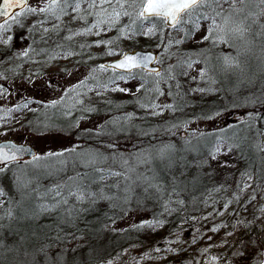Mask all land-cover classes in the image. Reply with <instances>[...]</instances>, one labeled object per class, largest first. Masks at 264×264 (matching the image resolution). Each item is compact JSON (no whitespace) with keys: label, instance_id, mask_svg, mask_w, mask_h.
<instances>
[{"label":"snow or ice","instance_id":"6c2138e0","mask_svg":"<svg viewBox=\"0 0 264 264\" xmlns=\"http://www.w3.org/2000/svg\"><path fill=\"white\" fill-rule=\"evenodd\" d=\"M72 24L80 27H67ZM18 29L20 38L25 40V46L19 49L16 47ZM170 30L179 32L180 37L173 38ZM65 31L68 34L63 39L69 41L74 36L101 37L112 31L119 34L117 39L156 38L160 42L158 47L164 45L165 58L171 60L175 55L176 63L161 69L149 67L153 63L164 65L165 60L135 51L115 52L111 47L115 43L112 39L79 45L81 49L104 46L109 49L107 55L121 58L90 68L83 79L69 88H60L62 95L44 104L45 109L59 112L64 122L45 115V119L35 125L29 122L32 140L0 143V236L7 232L16 237L11 244L0 238V264H85L78 256V247L73 246L74 241L82 239L77 234L78 224L85 214L101 212L102 204L113 213L118 210L122 214L120 219L133 212L151 211V218L133 224L132 230L155 232L166 226L162 218L180 211L176 205L185 206L180 197L190 185L202 181L205 176L212 178V172L205 169H222L228 175L216 187L205 189L207 195L203 203L206 206L219 203L212 200V193L228 191L229 180H234L236 191L223 203V209L227 212L233 202L239 207L229 213L234 217L231 224L214 225L208 230L218 233L222 228L230 229L219 245L209 244L199 250L203 264H220V261L224 264H264V204L254 208L251 219L244 216L249 205L264 200L260 195L264 192V183H261L264 181V157H260L262 166L255 175L250 170L251 165L240 169L238 160L228 159L234 152L247 159L245 147L257 155L264 153V139H261L264 128L259 127L264 124V0H0V64L14 60L27 62L32 60V54L46 52V49L37 51L34 47L37 32L40 33L39 42L48 43L50 33L59 37ZM189 41L207 47L180 52V46ZM173 47L178 50L176 54L169 52ZM56 48L61 51L49 55V60L58 56L67 59L76 54L73 50H64L59 43ZM93 59L96 57L89 54V60ZM253 59L257 61L255 66L251 63ZM109 70L113 75L106 80L97 75ZM9 71L14 69L0 72V81L6 82L0 83V98L7 99L12 94L7 85ZM191 72L197 75L191 76L190 83L197 86L185 93L179 77L188 78ZM33 76L40 78L39 73H31L24 79L34 84ZM231 77L235 78L234 87L228 89L231 100L222 109L202 112L194 119L165 121L158 126L144 127L135 123L137 119L146 122L149 116L162 117L166 112L173 115L183 112L185 107L192 106L185 101V95L216 94L219 90L215 85ZM130 81L139 82L134 91L121 86V82L128 84ZM53 84L50 82L46 87L51 88ZM162 85L168 86L167 93ZM242 85L247 91L240 95ZM173 87L177 89L175 93ZM92 92L97 98L95 105L86 104L85 99H91L89 93ZM107 93L131 96V104L146 115L137 117L134 112L113 115V111L120 113L128 105L106 98ZM165 95L172 98L173 103H159L160 97ZM175 97L184 103H176ZM66 98H72L73 103H66ZM31 103L25 99L23 103L0 111H31ZM239 107L249 109L240 123L254 130L255 137L229 135L227 128H221L219 134L189 128L197 119L214 120L224 111ZM76 112L80 115L73 118ZM94 115H103V122L97 121L93 128L82 127L83 121ZM5 127L7 124L0 125V128ZM181 128L185 134L179 137L181 143L178 145L171 137ZM7 135V131H0V136ZM40 138L53 142L67 140L69 146L37 151L35 141ZM92 140L98 141L97 147L84 146V141ZM121 140L130 142L131 147H122ZM145 140L147 147L143 146ZM69 166L72 174H68ZM192 169L196 173L189 179ZM50 178L53 179L51 184L42 183ZM114 178V183H106ZM249 189L247 199L241 201V194L248 193ZM224 212L218 214L224 215ZM103 215L115 224V216L107 212ZM44 216L55 217V228L38 223ZM28 222L29 227H18ZM170 236L176 238H165L163 243L168 247L153 249L158 254H167L158 259L172 256L175 259L170 264H201L194 257L184 258L188 248L182 246L187 242L179 226ZM228 237L233 240L229 242ZM197 242L194 234L189 248ZM173 244L181 246L172 247ZM214 246L226 248L230 254L209 257V250ZM120 255L98 258L94 264H115ZM89 256L91 258L92 253ZM144 258H151L150 253H144ZM133 261L140 264L137 258Z\"/></svg>","mask_w":264,"mask_h":264},{"label":"rangeland","instance_id":"374dc122","mask_svg":"<svg viewBox=\"0 0 264 264\" xmlns=\"http://www.w3.org/2000/svg\"><path fill=\"white\" fill-rule=\"evenodd\" d=\"M32 2V0H30ZM150 26L146 24V27ZM67 27H71L73 29H76L80 27V25L72 24L68 25ZM68 33L65 31L61 34V36L57 37L53 34H49L51 39H49L48 43H41L40 41V33L37 32L35 35V39L37 40V44L34 46L37 51H40L41 49H46V52H43L40 55L32 54V60L36 61V63H33L32 60H28L27 62H21L14 60L7 64H0V72L5 71L6 69H14V71L7 72V76L9 77V81L7 82V85L11 87L12 94L7 99L0 98V109H6L14 107L17 103H23L25 99L31 100L32 103L30 104V109H35L40 104H46L49 103L52 99L58 98L62 93L60 92V88H69L72 84L76 83L78 80H81L84 78V76L87 75L88 70L92 67H97L99 64H103L104 62L110 61L114 57H117L118 55H107L108 48L101 46V47H85L81 49L79 47L80 44H94V42L97 39H112L111 33L108 32L106 36L102 35L101 37L96 36H74L72 40H65L63 39L64 35H67ZM16 35L18 37L16 41V47L22 48L25 46V40L23 38H20V30L18 29L16 32ZM171 35L173 38H179L180 33L172 30ZM144 38V36H141ZM154 38L148 39L147 41L153 40ZM112 40L115 41V43L111 46L112 49L115 52L122 53L126 50L131 49L130 46L134 44L136 39L133 37L132 39H117L113 38ZM119 41H121L119 43ZM30 43L31 41H27ZM62 44L64 46V50H73L76 54L72 55L71 57L64 59L61 57H57L54 60H49V55L55 54L58 51H61L60 49L56 48V44ZM140 43V42H139ZM166 43V42H165ZM141 48V47H139ZM154 49V48H152ZM159 49V58L164 59L165 63L164 65H160L161 68L167 67V65L172 61L166 60L164 56V46ZM177 50L176 47H173L169 50L170 53H173ZM89 54H91L93 57H96V59L89 60ZM86 61L87 63H83ZM81 62V63H78ZM17 64H20L21 66L19 68L16 67ZM63 70V71H62ZM31 73H39L40 78L33 76L32 79L35 81L34 84H28L27 81L24 79L25 77H28ZM68 73H71L69 75ZM193 73V72H192ZM194 72L193 74H195ZM98 76L102 80L107 79V73H97ZM49 77L51 80H49ZM231 80V79H229ZM232 81V80H231ZM54 82L53 86L51 88L46 87V84ZM0 83H6L4 81H0ZM231 83V82H230ZM229 81L227 85H230ZM235 83V80H234ZM58 85V87H57ZM122 87H130L133 90L134 85L129 82L128 84H123L121 82ZM84 91H87L86 89ZM119 93H107L106 98H113L115 95H118ZM72 97L75 96V94H71ZM89 97L91 99H85L86 104L95 105L96 97L95 93H89ZM66 102L68 104L73 103L72 98H66ZM159 103L161 104H168L171 103L170 100H168L165 96H162ZM101 106V105H100ZM27 112V113H24ZM247 111L249 109H239L236 111H230L228 114L221 115L220 117L214 119V120H202L197 119L194 123L189 125V128L193 130H199L204 131L207 129H211L215 126H219L223 124L224 122H233L234 117L239 113L243 115V118L246 116ZM29 113V109H23L21 111H15L12 113H8L6 111H0V125L7 124V127L0 128V131H7L8 135L6 137L0 136L1 140H12L14 142L24 143L25 140H32L31 131L28 128V125H23V116L27 115ZM169 114L171 112H166L164 116L162 117H154V119H160L163 121H166L169 117ZM231 114V115H230ZM103 118L101 116H92L89 120H85L82 123V127H88L93 128L97 121L101 122ZM178 136L181 133L182 136L185 134L183 129H180L177 131ZM261 139H264V136L261 137ZM72 140H76L75 137L72 138ZM79 142V141H77ZM126 143L125 141H123ZM37 147L36 150L39 151V149H55L60 150L61 147H67L69 146L67 140H61L53 142L51 140H45L43 138H40L38 141H35ZM124 147L123 145H121ZM228 159H232V156H229ZM218 173L221 174L222 170L217 169ZM190 178V177H189ZM191 179V178H190ZM235 184V183H234ZM234 186L231 188L228 187V191H220V192H213L212 193V200H217L219 203H222V201H227L231 199L235 193L233 190ZM251 189L248 190V193H242L241 194V201L246 200L248 194H250ZM260 195L264 196V192H261ZM211 202V201H209ZM235 204V202H233ZM262 204H264V200H258L253 202L252 205H249L248 211L244 213V216L248 219L252 218V212L254 208L260 207ZM217 206L216 204H213V208L210 212L204 213L205 217L207 218L205 229L206 231L200 232L197 234V238L200 237L199 242L196 244H193L192 247L189 248V244L192 242L191 239H186L185 241L187 243H184L182 246L184 248H188V251L190 249L193 250V248H197L198 252L197 255H194L192 253H189L188 251L185 252L188 255V259H192L193 257L195 259H199L201 261V264H203L204 258L200 257L198 255L199 250L204 247H208L209 244L211 245H219L222 241V238L224 237V233L230 229H221L218 233H212L211 231H208L211 229L214 225H220V224H231L234 221V218L230 215V221L228 218L227 222H224V217L229 214V210L227 212H224V209L222 207L220 208H214ZM231 205L230 207H232ZM239 207V205L237 206ZM234 210V209H233ZM219 212H224V215H219ZM259 213H257L258 215ZM141 216V213L133 212L131 215L124 217L123 219L115 222L114 228L115 229H122L125 227H128L132 225L135 221H137L138 217ZM30 222L28 223H22L18 226L21 228L23 227H29ZM185 233V229L181 230ZM199 235V236H198ZM209 237H212V239L209 241ZM171 239H175V236H171ZM233 240V237H228V241L231 242ZM160 246V245H158ZM172 247H180L181 245L173 244ZM161 248L168 247V245L163 243V246H160ZM154 249V248H153ZM127 251L123 252L122 257L115 260V264H134L133 258H137L140 261V264H170L171 260L175 259V257L168 256L167 259L157 257H164L167 254L166 253H156L153 250L149 252V250L144 249H137V248H130L126 249ZM230 251L226 248L221 247H211L209 250V257L211 255H218L221 253H225ZM144 253H150L151 258H144ZM220 264H224V261H220Z\"/></svg>","mask_w":264,"mask_h":264},{"label":"trees","instance_id":"16d2710c","mask_svg":"<svg viewBox=\"0 0 264 264\" xmlns=\"http://www.w3.org/2000/svg\"><path fill=\"white\" fill-rule=\"evenodd\" d=\"M124 23H127V20H124ZM111 33V38H116L118 37V33L115 31L110 32ZM135 42L130 46L131 49L134 48H161L162 44L158 47V44L160 43L158 39L154 38L153 40L147 41L146 38L138 36L135 37ZM121 41H119L120 43ZM140 42V43H139ZM121 44V43H120ZM197 47V49L195 48ZM201 47H207V45L201 46V45H190V48L188 46L182 45L180 47L179 51L180 52H190L193 50H199ZM195 48V49H194ZM178 50H175V52L170 53V54H176ZM167 60V59H166ZM170 60H167V62ZM172 63H176L175 55H173V59H171ZM171 63V62H170ZM253 66L257 64V61L253 59L251 61ZM199 67V66H197ZM194 73V72H193ZM192 72L190 73V76L188 78L185 77H179V81L182 85V91L187 93V90L189 88L196 87L197 85L195 83H190L191 76L197 75V73L193 74ZM113 74H110L112 76ZM151 79V77H149ZM231 80H228L230 85L228 84V81L224 84L223 80L221 82L217 83L215 87L219 90L216 94H204L201 95L199 93L195 94H187L185 95V101L190 103L192 106L191 107H185L183 112H177L175 115H169L166 121H172L176 119H181V118H189V119H194L195 117H198L202 112H210L215 109H222L223 105L228 104L231 100V96L228 95V89L231 87H234L235 83L234 77L229 78ZM134 82V88L138 86V81H133ZM201 87H207V85H200ZM258 87V84H257ZM135 90V89H134ZM133 90V91H134ZM162 90L167 93L168 91V86L167 85H162ZM255 90V89H253ZM173 93L177 91L175 87L172 88ZM247 87L245 85L241 86V93L240 95L246 94ZM165 97L170 100L171 103H173V99L169 98L167 95ZM115 100L116 102L120 103H126L128 106L123 108L120 113H117L113 111V115L116 114H122L123 112H134L137 117H142L145 116L146 113L143 112L142 110H139L137 107L131 104L132 97L131 96H125L122 93H119L118 95H115V97L111 98ZM175 102L179 104H183L184 101H181L179 97H175ZM67 103V102H66ZM101 108L104 106L101 105ZM239 109H245L243 107L239 108H230L228 111H224V113L230 112V111H236ZM24 113H27L24 111ZM45 115L48 117H52L53 119H58L59 122H64V118L60 115L59 112H57L55 109H45L44 104L38 105L35 109L29 110V113L27 115L23 116V125L27 126L29 122H32L33 125H35L37 122L43 121L45 119ZM80 113L76 112L74 114L75 118L76 116H79ZM95 116V115H94ZM101 118L104 119L103 115H100ZM103 120L101 121V123ZM137 124H142L144 127H148L149 125L152 126H158V125H163L165 121L160 120V119H154V117L149 116L147 121H143L140 119H137L135 121ZM262 126L261 128H264V124L259 125V127ZM223 127H217L216 129L213 130H207L205 133H215L219 134V130ZM228 129V134L232 135L235 133L238 137L243 138L244 136H249L250 138L255 137V131L254 130H249L246 125H238V126H232L230 127H224ZM182 129V128H181ZM180 130V129H178ZM177 130V131H178ZM182 136V134L178 133L176 136L171 137L174 142H176L178 145L181 143L179 140V137ZM168 136H165V139H167ZM135 139V137H134ZM124 140H121V145H125L124 147H131L130 142H123ZM195 143V140L193 141ZM84 146L85 147H97L98 146V141L92 140V141H84ZM143 146L147 147V141H144ZM245 152L247 153V159L242 157L239 153L234 152L231 156L232 159H236L239 161L238 167L240 169H244L251 165L250 170L253 171V174L255 175L257 170L261 168V160L260 157H264L262 153L257 155L254 153L250 148L245 147ZM191 159V157H190ZM111 163V162H109ZM107 167V165L105 166ZM215 168V165H213ZM222 170V169H220ZM205 171L212 172V178L204 177L202 181L197 182L194 185H190L189 190L185 192L180 198L185 201V206L181 207L179 205H176V207L180 208V211L176 214H173L172 216L164 217L162 219L166 220V226L163 228L158 229L155 232H152L150 230H142L140 232H136L135 230H132V225L135 223H139L142 219L145 218H151V211H145V212H140L141 216L138 217L137 221H135L132 225L122 228V229H115L114 224L112 223L111 220H108L105 215H103V212H107L108 215H113L115 216V222L121 220L120 216L122 215L118 210L113 213L111 211H108V206L106 204L101 205V212H93V213H88L83 216L81 221L78 224L79 227V232L77 233L78 235L82 236V239L76 240L73 242L74 247H78V256L83 259L85 264H94L95 260L98 258H107L109 255L115 256L117 253L123 254V252L126 249L130 248H141L144 250H149L152 251L153 248L156 246L160 245L163 246V241L165 238H170V233H172L174 230L180 227V229H185V233L181 231V235L183 237V240L185 241L186 239H191L193 240L194 234L197 236L200 232H204L205 229V224L207 219H203L204 213H208L211 211L213 208L212 206H206L203 203L204 197L207 195L205 189L206 188H212L214 186H217L219 183H222L224 180V177L228 175L227 172L222 170L221 174L218 173V170L216 169L215 171H212V169H205ZM229 171H235L234 169H230ZM196 173L195 169H192L190 172L189 177L191 178L192 175ZM72 174L71 172V166H69V173ZM238 175V173H237ZM188 177V178H189ZM189 178V179H190ZM53 182V179H45L42 181L43 184L49 185ZM115 178L113 180L106 181V183H114ZM229 185L231 188L234 186L235 188V181L234 180H229ZM261 183H264V181H261ZM236 191V189H234ZM263 196V195H262ZM217 201V200H216ZM211 204V202H209ZM223 203H217V206L214 208H223ZM233 206L230 207L229 213L233 211V209L237 208V204H232ZM148 208L151 210L152 205L149 204ZM229 218L230 221V215H226L224 217V222H227ZM232 218H234L232 216ZM55 217L54 216H44L42 217L38 223L40 225H52L53 228H55V223H54ZM20 227V226H18ZM21 228V227H20ZM27 227H23L21 229H24ZM200 230L197 232V230ZM127 230V231H125ZM255 234V233H253ZM199 236V235H198ZM0 238L5 239L7 243L11 244L16 237L5 232ZM198 240H200V237H198ZM199 242V241H198ZM189 253H192L194 255H197V248L190 249L188 251ZM92 253V256L90 258L89 254ZM185 259H188V255L186 253L183 254ZM122 257V255H120ZM119 257V258H120Z\"/></svg>","mask_w":264,"mask_h":264},{"label":"bare ground","instance_id":"6f19581e","mask_svg":"<svg viewBox=\"0 0 264 264\" xmlns=\"http://www.w3.org/2000/svg\"><path fill=\"white\" fill-rule=\"evenodd\" d=\"M171 32H172V30H170ZM183 45H185V46H188L189 48H190V45H195V43L193 42V41H189V42H187V43H185V44H183ZM197 45V44H196ZM198 46V45H197ZM180 47H182V45L180 46ZM196 49H197V47H195ZM194 48V49H195ZM136 49H142L143 50V48H134V49H131V50H136ZM151 49V51L152 50H154V51H157V52H159V49H157V48H154V49H152V48H150ZM172 52H174V51H172ZM157 57L159 58V54L157 55ZM155 65H158L159 67H160V69H161V66H160V64H156V63H154ZM107 73V78L108 77H110V74H113L112 72H111V70H109V71H107L106 72ZM132 84H134V82L133 81H130ZM224 84L226 83V82H223ZM160 99H161V97H160ZM160 99H159V101H160ZM158 101V102H159ZM229 112H227V113H224L223 115H225V114H228ZM169 115H172V113L171 114H169ZM231 115V114H230ZM241 118H243V115L242 114H240L239 113V115L237 114L235 117H234V121L233 122H224L223 124H221V125H219V126H215V127H213V128H211V129H207V130H213V129H216L217 127H230V128H232V126H238V125H243V124H241L240 123V120H241ZM260 127H262V126H260ZM207 130H204L203 132H206ZM181 134V133H180ZM31 146V145H30ZM263 154V156H264V153H262ZM214 187H216V186H214ZM213 188V187H212ZM233 189V188H232ZM234 190V189H233ZM235 191V190H234ZM222 202H225L224 200L222 201Z\"/></svg>","mask_w":264,"mask_h":264},{"label":"water","instance_id":"95a60500","mask_svg":"<svg viewBox=\"0 0 264 264\" xmlns=\"http://www.w3.org/2000/svg\"><path fill=\"white\" fill-rule=\"evenodd\" d=\"M133 51L140 52L141 54H152L154 56H157V51H151L150 49H146V50L136 49V50H130V51H125V52H133ZM120 58L121 57L118 56L117 58H114V59L110 60V62L108 61V62H106L104 64H111V63L115 62L116 60H118ZM149 67H155L157 69H160V67L158 65H155L154 63L153 64H150ZM5 141H7V140H1L0 143L5 142ZM28 159H30V157H28Z\"/></svg>","mask_w":264,"mask_h":264}]
</instances>
